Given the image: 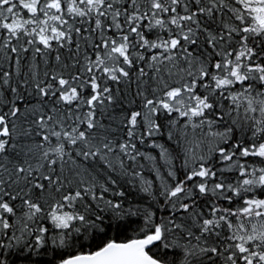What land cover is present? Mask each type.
<instances>
[{"label": "snow or ice", "instance_id": "6c2138e0", "mask_svg": "<svg viewBox=\"0 0 264 264\" xmlns=\"http://www.w3.org/2000/svg\"><path fill=\"white\" fill-rule=\"evenodd\" d=\"M0 264H264V0H0Z\"/></svg>", "mask_w": 264, "mask_h": 264}]
</instances>
